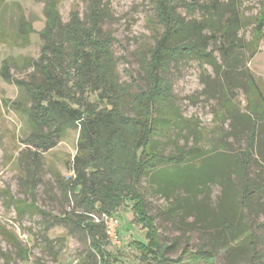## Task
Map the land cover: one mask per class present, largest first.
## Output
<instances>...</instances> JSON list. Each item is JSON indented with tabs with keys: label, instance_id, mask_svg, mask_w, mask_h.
<instances>
[{
	"label": "trees",
	"instance_id": "1",
	"mask_svg": "<svg viewBox=\"0 0 264 264\" xmlns=\"http://www.w3.org/2000/svg\"><path fill=\"white\" fill-rule=\"evenodd\" d=\"M202 1L153 0L154 16L162 31L141 55L144 72L141 80L145 89L136 94L130 104L125 101L127 91L116 75L111 51L114 39L111 32L102 27L110 18L107 0H86L83 16L73 11L66 24H62L59 15L60 0H44L46 22L40 32L43 43L38 59L28 65L34 70L29 81L13 79L8 68H2L1 76L19 90L14 110L30 132L24 140L27 148L33 150L25 155L29 176L38 172L41 154L53 149L69 131L78 132L72 164L74 178L69 183L58 181L57 184L65 198L73 197L75 208L83 214L53 218L85 233L93 257L91 264L122 263L104 249L105 227L92 222L86 214L111 215L125 201L131 203L133 219L144 231V242L132 243L142 264H182L180 258L167 257L172 249L161 243L154 219L148 213L144 181L154 185L158 193L165 187L179 189L183 193L180 206L185 209L197 204L200 188L217 183L225 196L227 191L231 192V180L236 179L240 185L239 195L230 193L228 201L234 212L241 208L249 213L251 209L250 200L257 188L251 183L249 171L254 162L257 123L264 120V105L261 112L249 111V115L241 116L253 119L245 149L233 157L220 152L216 166L204 167L205 160L221 150L216 144L206 149H178L170 156L156 149L155 138L168 136L181 121L175 114L168 78L173 65L194 59L208 65L218 75L223 73L221 113H226L231 121L239 110L231 103L234 89L231 74L241 69L245 76L243 88L248 91L254 86L245 63L257 53L262 39L264 4L259 15L249 19L232 2L224 8L211 0H207L209 4ZM180 7L191 15L199 13L201 18L187 19L179 14ZM247 22L253 24L254 29L251 39L245 42L239 32ZM22 31L25 35L30 33L28 24L23 23ZM128 107L133 116L127 114ZM230 158L235 165L229 164ZM35 180L33 177L32 181ZM235 196L236 201L232 200ZM218 226L221 239L229 236L233 241L251 237L249 227L239 230L226 218L220 220ZM248 245L250 247L252 242L248 241ZM217 248L219 245L215 244L211 250L198 251L190 258V264H212ZM258 259L259 264H264V257L258 256Z\"/></svg>",
	"mask_w": 264,
	"mask_h": 264
},
{
	"label": "rangeland",
	"instance_id": "2",
	"mask_svg": "<svg viewBox=\"0 0 264 264\" xmlns=\"http://www.w3.org/2000/svg\"><path fill=\"white\" fill-rule=\"evenodd\" d=\"M211 1L224 8L232 2L249 19L259 15L264 4V0ZM107 2L110 18L102 27L111 32L114 39L111 51L116 75L127 91L125 101L130 104L133 97L145 89L141 80L144 73L141 55L153 45L162 29L154 16L153 0ZM43 8L44 0H3L0 3V264H91L93 257L85 233L53 218L83 214L75 208L73 197L65 198L57 184L58 181L69 183L72 178L78 132L69 131L53 149L41 154L38 172L29 176L25 155L33 150L27 148L24 140L30 132L14 110L19 90L1 76L6 66L13 79L29 81L34 70L28 65L38 59L43 43L40 38L46 22ZM85 10L86 0H60L58 6L62 24L70 20L71 12L77 11L82 17ZM178 12L187 19L201 18L199 13L188 14L182 7ZM23 23L29 26L27 35L22 31ZM253 27L247 22L241 28L239 36L245 42L251 39ZM262 33L257 53L245 63L254 86L248 91L243 88L245 76L241 69H236L230 77L234 88L231 103L239 108L233 121L226 113H221L223 73L218 75L208 65L194 59L171 67L168 78L173 107L181 121L168 136L155 138L160 154L170 156L178 149L219 145L221 150L205 160L206 168L216 166L220 152L233 157L245 149L253 119L241 116L249 115V111L261 112L264 105V28ZM217 62L221 63L219 58ZM127 114L134 115L130 107ZM230 159L229 164L235 165L233 158ZM252 159L249 176L257 190L250 200L249 213L241 208L234 212L228 201L230 193L239 195L240 185L236 179L231 180V192L227 191L225 196L217 183L200 188L197 204L185 209L180 206L183 193L179 189L165 187L158 193L154 185L142 182L147 190V210L154 219L159 239L172 249L167 257L180 258L182 264H190L192 255L211 250L218 244L212 264H259L258 256L264 257V120L257 123ZM33 177H36L34 182ZM232 200L238 198L235 196ZM90 215L93 214H86L89 219ZM112 216L117 221L120 244L113 246L107 240L104 249L122 264H142L132 243L144 242V231L133 219L131 203L125 201ZM223 218L237 225L239 230L249 227L251 237L233 241L229 236L221 239L218 224ZM248 241L252 242L250 247L254 250L250 249Z\"/></svg>",
	"mask_w": 264,
	"mask_h": 264
},
{
	"label": "built area",
	"instance_id": "3",
	"mask_svg": "<svg viewBox=\"0 0 264 264\" xmlns=\"http://www.w3.org/2000/svg\"><path fill=\"white\" fill-rule=\"evenodd\" d=\"M72 178H74V172L72 171ZM90 218L92 219V222L95 224H102L105 227V233L107 236V240L110 242L113 246H118L120 244L119 237L117 235V221L114 219V217L106 213H100V214H93L90 215Z\"/></svg>",
	"mask_w": 264,
	"mask_h": 264
}]
</instances>
